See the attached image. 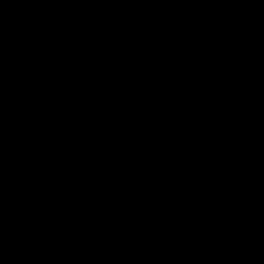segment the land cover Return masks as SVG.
Wrapping results in <instances>:
<instances>
[{
    "label": "water",
    "instance_id": "water-1",
    "mask_svg": "<svg viewBox=\"0 0 264 264\" xmlns=\"http://www.w3.org/2000/svg\"><path fill=\"white\" fill-rule=\"evenodd\" d=\"M0 264H264V0H0Z\"/></svg>",
    "mask_w": 264,
    "mask_h": 264
}]
</instances>
